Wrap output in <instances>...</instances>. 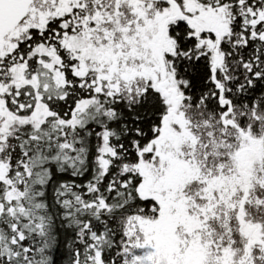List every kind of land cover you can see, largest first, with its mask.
Here are the masks:
<instances>
[{"label":"snow or ice","instance_id":"1","mask_svg":"<svg viewBox=\"0 0 264 264\" xmlns=\"http://www.w3.org/2000/svg\"><path fill=\"white\" fill-rule=\"evenodd\" d=\"M0 264H264V0H0Z\"/></svg>","mask_w":264,"mask_h":264}]
</instances>
